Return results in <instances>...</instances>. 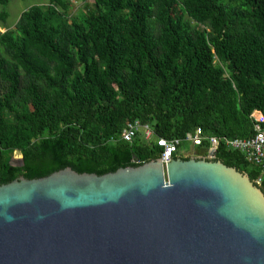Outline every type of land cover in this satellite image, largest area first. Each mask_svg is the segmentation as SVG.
Here are the masks:
<instances>
[{
	"label": "trees",
	"instance_id": "1",
	"mask_svg": "<svg viewBox=\"0 0 264 264\" xmlns=\"http://www.w3.org/2000/svg\"><path fill=\"white\" fill-rule=\"evenodd\" d=\"M93 3L79 20L68 19L65 0L34 4L0 31L1 184L159 158L154 141L121 139L133 120L166 139L196 127L207 136L252 135L250 113L264 115V0ZM214 160L251 180L258 172L223 142Z\"/></svg>",
	"mask_w": 264,
	"mask_h": 264
},
{
	"label": "water",
	"instance_id": "2",
	"mask_svg": "<svg viewBox=\"0 0 264 264\" xmlns=\"http://www.w3.org/2000/svg\"><path fill=\"white\" fill-rule=\"evenodd\" d=\"M0 264H264V192L214 158L0 183Z\"/></svg>",
	"mask_w": 264,
	"mask_h": 264
},
{
	"label": "built area",
	"instance_id": "3",
	"mask_svg": "<svg viewBox=\"0 0 264 264\" xmlns=\"http://www.w3.org/2000/svg\"><path fill=\"white\" fill-rule=\"evenodd\" d=\"M253 124V133L248 137H217L207 136L200 127L194 128L188 132L183 138L175 137L166 139L156 137L151 126L142 123L139 120L128 121L125 123L120 137L124 141L132 142V140L141 136L146 141H154L161 148L160 161L168 162L175 153L180 152L184 143L189 144L191 152L195 147H205V155L195 156L214 158L217 147L223 142L229 150L237 151L244 156L246 162L257 168V174L253 181L257 186H261L264 182V115L257 109L250 113ZM205 143L207 145L205 146ZM191 154V153H190Z\"/></svg>",
	"mask_w": 264,
	"mask_h": 264
},
{
	"label": "rangeland",
	"instance_id": "4",
	"mask_svg": "<svg viewBox=\"0 0 264 264\" xmlns=\"http://www.w3.org/2000/svg\"><path fill=\"white\" fill-rule=\"evenodd\" d=\"M68 2L67 16L69 20H79L82 15L93 10L94 3L93 0H65ZM48 0H9L6 5L0 4V14L6 12L5 19L0 18V31L5 29H10L14 26L20 13L34 4H45ZM214 62L218 64L219 62L214 59ZM191 150L189 144L182 145V150L179 152L180 157L189 158L194 156L190 154ZM208 158V157H205ZM211 159V158H209ZM14 165L21 164V155L15 152L13 159L11 161Z\"/></svg>",
	"mask_w": 264,
	"mask_h": 264
},
{
	"label": "flooded vegetation",
	"instance_id": "5",
	"mask_svg": "<svg viewBox=\"0 0 264 264\" xmlns=\"http://www.w3.org/2000/svg\"><path fill=\"white\" fill-rule=\"evenodd\" d=\"M179 154H180L179 152H178V153H175V154L173 155V157L180 156ZM191 154L193 155V154H195V152H194V151H192V152H191Z\"/></svg>",
	"mask_w": 264,
	"mask_h": 264
},
{
	"label": "crops",
	"instance_id": "6",
	"mask_svg": "<svg viewBox=\"0 0 264 264\" xmlns=\"http://www.w3.org/2000/svg\"><path fill=\"white\" fill-rule=\"evenodd\" d=\"M181 150H182V147H181ZM181 150H180V152H181ZM191 153V152H190Z\"/></svg>",
	"mask_w": 264,
	"mask_h": 264
}]
</instances>
